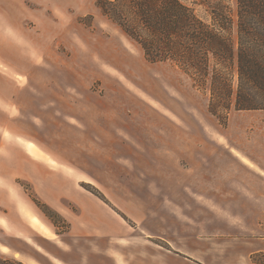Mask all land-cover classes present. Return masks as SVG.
<instances>
[{
  "label": "rangeland",
  "instance_id": "1",
  "mask_svg": "<svg viewBox=\"0 0 264 264\" xmlns=\"http://www.w3.org/2000/svg\"><path fill=\"white\" fill-rule=\"evenodd\" d=\"M96 1L0 0V75L19 70L60 100L48 114L0 115V255L24 264H91L102 248L74 200L104 205L122 223L129 250L151 251L160 243L145 228L151 234L158 204L176 198L211 251L213 237L234 234L233 196L202 194V177L237 171L231 159L264 174V111L232 110L223 124L209 113L205 91L170 63L147 62ZM222 1L235 10V0ZM0 89L14 95L1 80ZM185 172L193 186L176 195L174 174L185 181ZM202 210L215 221L208 231L197 226Z\"/></svg>",
  "mask_w": 264,
  "mask_h": 264
},
{
  "label": "trees",
  "instance_id": "2",
  "mask_svg": "<svg viewBox=\"0 0 264 264\" xmlns=\"http://www.w3.org/2000/svg\"><path fill=\"white\" fill-rule=\"evenodd\" d=\"M235 1V10L222 0H97L95 6L147 62L170 63L205 91L209 113L226 124L232 110L264 111V0ZM0 264L24 263L0 255Z\"/></svg>",
  "mask_w": 264,
  "mask_h": 264
},
{
  "label": "crops",
  "instance_id": "3",
  "mask_svg": "<svg viewBox=\"0 0 264 264\" xmlns=\"http://www.w3.org/2000/svg\"><path fill=\"white\" fill-rule=\"evenodd\" d=\"M11 72V76H6L4 73L3 76L0 75V80L14 89L12 96L3 93L0 89V115L11 116L13 111L22 113L25 110L36 115L44 111L48 114L50 109H55L50 107L53 101L55 102L52 105L60 104L59 99L45 96L38 91V88L30 86L24 73L19 70H11ZM17 77L25 79L28 84L25 85L23 81L18 82ZM89 142L92 143L93 140ZM31 143L37 149H41L40 146ZM231 160L237 171L207 172L203 175L199 188L205 195L233 196L231 209L234 234L231 239L217 235L212 238L216 247L211 251L206 250L208 241L200 239V236H194L193 227L187 226L185 216L180 214L185 212L186 205L176 204V198L171 200L173 204H163V201L158 204L160 209L154 210L151 234L147 231L148 228H145V237H153L160 244H154L156 248L151 251L129 250V242H123L122 223L104 205L94 204V207H90L74 200L80 214L79 218L87 229L96 230L95 244H99L102 248L91 264H264V174L252 171L243 159ZM175 167L177 169V165ZM184 176H187L188 180L181 181L174 174L176 195H188L191 191L192 172L190 174L185 172ZM230 183L232 194H226ZM170 191L174 197L173 190ZM223 201L218 198V202ZM203 212L204 215L199 219L197 226L200 230L208 231L210 226H214L215 221L210 223L208 210ZM223 223L216 222L217 231L221 233H224ZM77 229V225L74 224L73 231ZM82 233L85 236L93 234L83 229ZM230 240L232 246L226 247ZM140 247L144 249L145 246L140 245Z\"/></svg>",
  "mask_w": 264,
  "mask_h": 264
},
{
  "label": "bare ground",
  "instance_id": "4",
  "mask_svg": "<svg viewBox=\"0 0 264 264\" xmlns=\"http://www.w3.org/2000/svg\"><path fill=\"white\" fill-rule=\"evenodd\" d=\"M251 165V164H250Z\"/></svg>",
  "mask_w": 264,
  "mask_h": 264
}]
</instances>
